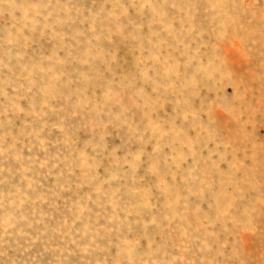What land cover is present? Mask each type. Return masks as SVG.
<instances>
[{
  "label": "rangeland",
  "instance_id": "rangeland-1",
  "mask_svg": "<svg viewBox=\"0 0 264 264\" xmlns=\"http://www.w3.org/2000/svg\"><path fill=\"white\" fill-rule=\"evenodd\" d=\"M0 264H264V0H0Z\"/></svg>",
  "mask_w": 264,
  "mask_h": 264
}]
</instances>
